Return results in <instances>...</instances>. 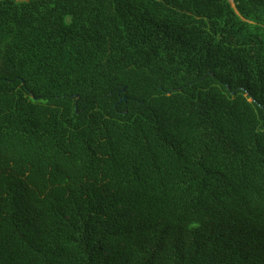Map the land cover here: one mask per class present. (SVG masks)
<instances>
[{
	"label": "trees",
	"instance_id": "1",
	"mask_svg": "<svg viewBox=\"0 0 264 264\" xmlns=\"http://www.w3.org/2000/svg\"><path fill=\"white\" fill-rule=\"evenodd\" d=\"M0 264H264V0H0Z\"/></svg>",
	"mask_w": 264,
	"mask_h": 264
},
{
	"label": "water",
	"instance_id": "2",
	"mask_svg": "<svg viewBox=\"0 0 264 264\" xmlns=\"http://www.w3.org/2000/svg\"><path fill=\"white\" fill-rule=\"evenodd\" d=\"M124 98H125V96H124Z\"/></svg>",
	"mask_w": 264,
	"mask_h": 264
}]
</instances>
